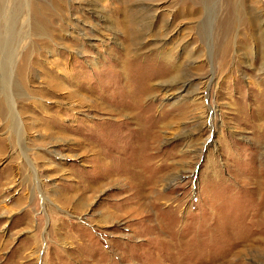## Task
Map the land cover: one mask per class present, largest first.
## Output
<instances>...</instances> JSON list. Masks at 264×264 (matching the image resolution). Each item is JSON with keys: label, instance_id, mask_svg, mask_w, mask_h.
Segmentation results:
<instances>
[{"label": "rangeland", "instance_id": "1", "mask_svg": "<svg viewBox=\"0 0 264 264\" xmlns=\"http://www.w3.org/2000/svg\"><path fill=\"white\" fill-rule=\"evenodd\" d=\"M0 264H264V0H0Z\"/></svg>", "mask_w": 264, "mask_h": 264}, {"label": "bare ground", "instance_id": "2", "mask_svg": "<svg viewBox=\"0 0 264 264\" xmlns=\"http://www.w3.org/2000/svg\"><path fill=\"white\" fill-rule=\"evenodd\" d=\"M132 71V70H131ZM135 71V70H134ZM137 71V70H136ZM133 72V71H132ZM117 77V76H116ZM99 78V77H98ZM115 78V77H114ZM113 78V79H114ZM120 78V77H119ZM112 79V78H111ZM112 79V80H113ZM128 79V78H127ZM116 80V79H115ZM148 81V79H147ZM115 82V81H114ZM119 82L116 80V82L114 83L115 86H116V83ZM111 83V82H110ZM132 83V82H131ZM146 83V80H138L137 79V82H133V84H137V85H142V84H145ZM118 84V83H117ZM128 84H130V80L128 81ZM110 85L108 84L107 82V86ZM127 85V82H119L117 88H115V94H121L122 91L124 92V87ZM112 86V85H111ZM114 86V85H113ZM103 87V86H101ZM80 88V87H79ZM113 88V89H114ZM131 88H134V86H132ZM77 89V88H76ZM131 90V89H130ZM80 91V89H79ZM81 92V91H80ZM108 93V92H107ZM112 93V92H111ZM114 93V92H113ZM111 95V94H110ZM116 96V95H115ZM141 95H139L138 93H136V91L134 90H131L127 93V96L125 98H123V100H121V97L119 95H117L119 101L117 100H113L110 102V104L114 105L115 107H122L121 110H119V112H117L118 116L119 114L121 115H124V114H127V117H129L130 121L129 122H123V121H119V120H115L116 122L112 123L109 125L108 129H113L114 131V135H110L109 137L112 139V143H116L117 141L118 142H123L124 139L126 138L125 136H120V132L122 133L123 130H126L127 133L131 134L132 135V138L130 140V142L133 144V146L130 147V152L126 151V150H121V149H117L116 151H111L110 149L107 150V153L106 155H103V159H99L98 160V163H100L98 169L101 171L103 169H108L110 168L111 169V173L112 172H119L120 170H124L125 169V166L122 167V166H119L117 165L116 163L113 164V166H109L105 163V159L106 158H113L115 160H119L121 159L122 157H126V156H132V159L138 161V164H140L142 161H144L145 163V167H147L149 165V160L151 159V153H149V143L150 141H152V136H151V133L148 131L146 132L145 129L146 127H141V125L139 126V122L142 121V116H143V112L142 114L139 113L141 112L140 110V104L139 102L137 101V99H139ZM97 103V102H96ZM139 104V105H138ZM94 107V106H93ZM145 107V106H144ZM98 109V108H97ZM95 110V108H94ZM100 110V109H99ZM145 118L144 120H148L145 116L143 117ZM105 121V120H104ZM103 121V122H104ZM113 121V120H112ZM134 125L137 126V127H133L131 128V126ZM92 127V126H90ZM106 128V126H104ZM101 129V128H100ZM76 130V129H75ZM90 130V128H89ZM86 131V130H85ZM104 131V130H103ZM89 132V131H88ZM101 132V131H100ZM84 133V132H83ZM82 133V134H83ZM99 133V132H98ZM88 134V133H86ZM93 135V134H92ZM140 135H142V141L143 143L142 144H138V141H137V138L136 137H139ZM100 136V135H99ZM96 137V136H94ZM104 137V136H103ZM141 137V136H140ZM97 139V138H95ZM94 139V140H95ZM100 139V137H99ZM102 139V138H101ZM105 141V140H104ZM126 141V140H125ZM128 142V141H127ZM129 142V143H130ZM99 143V142H98ZM131 145V144H130ZM102 146V145H101ZM104 146H108V147H111V145L109 144H106ZM122 147V146H121ZM124 147V146H123ZM126 148V147H125ZM124 148V149H125ZM107 149V148H106ZM129 159V158H128ZM142 159V161H141ZM133 162V161H132ZM125 163V162H124ZM127 164V163H126ZM136 165V164H135ZM130 166V164H129ZM144 166L142 165V168ZM150 167V166H149ZM151 168V167H150ZM132 170V169H131ZM99 174L98 176H102V174L100 173H97ZM107 175V174H106ZM98 181V180H97ZM146 186V185H145Z\"/></svg>", "mask_w": 264, "mask_h": 264}]
</instances>
